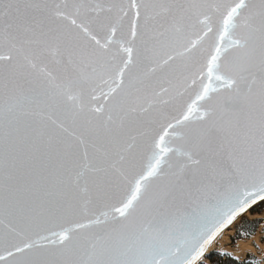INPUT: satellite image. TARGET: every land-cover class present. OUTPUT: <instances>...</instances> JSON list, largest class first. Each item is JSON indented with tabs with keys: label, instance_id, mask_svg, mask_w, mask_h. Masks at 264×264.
Returning a JSON list of instances; mask_svg holds the SVG:
<instances>
[{
	"label": "snow or ice",
	"instance_id": "obj_1",
	"mask_svg": "<svg viewBox=\"0 0 264 264\" xmlns=\"http://www.w3.org/2000/svg\"><path fill=\"white\" fill-rule=\"evenodd\" d=\"M264 201V0H0V264H202Z\"/></svg>",
	"mask_w": 264,
	"mask_h": 264
},
{
	"label": "rangeland",
	"instance_id": "obj_2",
	"mask_svg": "<svg viewBox=\"0 0 264 264\" xmlns=\"http://www.w3.org/2000/svg\"><path fill=\"white\" fill-rule=\"evenodd\" d=\"M258 206L255 207L252 211L246 212L245 214L238 217L230 227L225 230L224 234L218 241L215 246V250L211 253H219L222 256H229L226 253L227 250H234L237 248V243L240 241H247L250 243L251 247L254 249L253 253H247L243 256H238L237 259L239 262L246 261L250 264H264V208L261 211H257ZM257 222L256 229L251 233H242L240 230L242 228H248L244 222ZM242 237L237 239V234ZM224 232V233H225ZM208 254V255H209ZM232 258V257H231ZM202 264H209L206 256L202 259Z\"/></svg>",
	"mask_w": 264,
	"mask_h": 264
},
{
	"label": "trees",
	"instance_id": "obj_3",
	"mask_svg": "<svg viewBox=\"0 0 264 264\" xmlns=\"http://www.w3.org/2000/svg\"><path fill=\"white\" fill-rule=\"evenodd\" d=\"M264 208V203L260 204L258 206V212L261 211ZM246 225H248V228H242L240 232H244L247 234H251L257 226V222H244ZM242 237L239 235V231L237 234V239H241ZM206 259L208 260L209 264H250L249 262L242 261L239 262L229 256H222L219 253H211L206 256Z\"/></svg>",
	"mask_w": 264,
	"mask_h": 264
},
{
	"label": "bare ground",
	"instance_id": "obj_4",
	"mask_svg": "<svg viewBox=\"0 0 264 264\" xmlns=\"http://www.w3.org/2000/svg\"><path fill=\"white\" fill-rule=\"evenodd\" d=\"M225 232V231H224ZM222 233L219 235V237L210 245L208 248L206 255H208L210 252L215 250V246L217 244V241L224 235L225 233ZM254 249L251 247L250 243L247 241H240L237 243V248L234 250H227L226 253L229 254L233 259H235L238 256H243L247 253H253ZM237 260V259H235ZM238 261V260H237Z\"/></svg>",
	"mask_w": 264,
	"mask_h": 264
},
{
	"label": "water",
	"instance_id": "obj_5",
	"mask_svg": "<svg viewBox=\"0 0 264 264\" xmlns=\"http://www.w3.org/2000/svg\"><path fill=\"white\" fill-rule=\"evenodd\" d=\"M262 203H264V201H257L256 204H253V205L250 206L247 210H245L244 212H242V213H240L239 215H237L236 218L231 222V224H232V223H233L238 217H240L241 215L245 214L246 212H250V211H252L255 207L259 206V205L262 204ZM231 224H229L226 228H224V229L218 234V236L216 237V239L219 237L220 234H222L225 230H227V229L230 227ZM216 239H215V240H216ZM215 240H214V241H215ZM214 241H213V242H214ZM210 245H211V244H210ZM210 245L208 246V248L210 247ZM208 248L206 249L204 256H206V252H207ZM204 256H203V257H204ZM203 257H202V258H203ZM202 258H201V259H202Z\"/></svg>",
	"mask_w": 264,
	"mask_h": 264
}]
</instances>
